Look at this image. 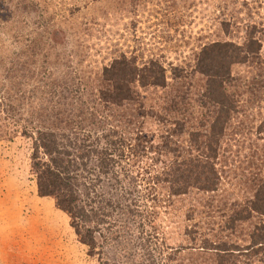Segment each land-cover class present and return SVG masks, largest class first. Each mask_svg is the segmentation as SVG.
Segmentation results:
<instances>
[{
	"label": "rangeland",
	"instance_id": "374dc122",
	"mask_svg": "<svg viewBox=\"0 0 264 264\" xmlns=\"http://www.w3.org/2000/svg\"><path fill=\"white\" fill-rule=\"evenodd\" d=\"M21 3H29V8L23 10ZM3 7L6 22L1 36L13 41L40 38V45L44 41L47 45L43 51L48 49L53 55L50 64L37 61L31 67L34 78L30 83L25 77L20 82V89L32 91V99L44 107L52 103H45L47 93L34 90L37 85L49 91L80 84L81 89L93 91L103 68L125 57L139 68L153 62L165 69L168 86L140 87L139 91L145 108L158 109L181 82L172 78L173 72L178 73L174 69L178 67L181 73L184 68L182 73L190 75L186 70L195 68L204 45L214 41L241 45L253 32L260 52L256 61L232 66L237 84L244 87L246 82L254 94L237 97L244 115L236 114L219 138L211 160L220 177L214 190L189 186L186 193L174 195L162 181L163 175L160 178L170 168L183 167L184 175H191L188 158L197 154L189 144L194 130L197 132L194 126L199 114H192L190 124L170 136L173 152L164 155L152 147L160 144L159 135L167 127L147 119V129L159 133L152 137L153 146L139 151L135 165L132 159L121 163L130 180L127 193L121 194L129 198L128 204L138 203L143 231L130 232L121 244L101 247L105 253L102 259L87 253L54 200L38 194L30 170L33 140L21 134L23 127L29 128L24 118L31 116L29 121H33L35 117L25 108L30 100L15 95L4 98V90H0V264H230L220 262L217 253L228 254L225 259H234L235 264H264V243L251 246L245 234L252 228L250 224H264V215H256L249 224L232 223L230 208L234 200L251 199L253 189L264 183V0H14ZM15 50L0 54L2 83V67L11 68L16 62L12 58ZM45 66L47 73H52L50 78L40 74ZM186 81L192 89L203 84L198 74ZM101 108L96 113L100 114ZM105 114L100 116L105 118L101 121L104 126L119 123L112 112ZM185 186L181 182L178 189ZM190 229L196 232L191 234Z\"/></svg>",
	"mask_w": 264,
	"mask_h": 264
},
{
	"label": "trees",
	"instance_id": "16d2710c",
	"mask_svg": "<svg viewBox=\"0 0 264 264\" xmlns=\"http://www.w3.org/2000/svg\"><path fill=\"white\" fill-rule=\"evenodd\" d=\"M13 2L0 0V29L6 22L3 20V6ZM21 7L25 10L29 8V3H21ZM252 33L241 45L232 41H214L201 48L195 68L186 70L202 77L203 84L199 89H192L194 86L186 81L191 74L182 73L184 68L180 73L176 67L174 70L178 73L173 72L172 78L181 82L174 88L173 96L171 94L165 99L164 106L158 109L145 108L139 91L140 87L168 86L165 69L153 62L139 68L125 57L114 59L103 68L101 81L93 91L81 89L80 84L76 87L72 85V88L61 85L59 89L51 88L49 91L37 85L34 90L47 93L45 103H52L50 106H40L32 99V91L20 89V82L25 77L30 83V78H34V72H30V69L37 61L42 65L51 63L52 53L48 49L43 51V45L47 47L46 42L40 45V38L31 37L13 41V38L0 35V54L13 47L19 50L13 51L12 58L16 62L11 64V68L2 67L5 81L0 82V90H4V98L12 95L27 97L30 102L25 108L35 115L33 121H29L32 120L31 116L29 120L27 116L24 118L29 128L23 127L21 134L33 140L30 170L36 179L37 192L40 196L51 197L56 207L68 216L76 238L87 247L90 256L98 255L102 259L105 253L101 247L111 243L121 244V241L128 240L130 232L143 231L144 219L138 211V203L130 199L132 202L128 204L129 198L121 194L127 193L126 187L130 182L129 174L121 163L132 159L131 164L135 165L140 158L139 151L153 146L152 137L159 133L147 129L145 123L148 118L167 127L159 135L160 144L152 147L156 153L164 155L173 152L170 136L185 129L184 126L190 124L192 114H199L194 126L197 132L195 129L194 138L189 144L197 154L193 159L188 158L191 175H184L183 167L180 170L168 166L170 170L162 172L160 178L163 175L162 181L174 195L186 193L189 186L202 191L215 189L220 177L214 171L211 160L215 158L219 138L236 114L244 115L236 104L237 97L244 93L254 94V88L245 82L244 89L232 76L233 64L252 63L259 57L260 42ZM48 69L46 66L41 69L42 78L51 77ZM12 100H9L10 104ZM189 100L196 105H191ZM101 106L100 114L96 113ZM21 108L24 110V107ZM105 112V115L112 112L119 123L104 126L101 121H105V118L100 116ZM154 177L157 178L156 175ZM181 182L186 185L184 189H178ZM230 208L234 214L232 223L249 224L256 215H264V183L253 189L251 199L234 200ZM132 218L135 220L133 226L130 225ZM250 225L252 228L245 233L250 238V245L264 243V224ZM195 230L190 229L189 232L192 234ZM189 240L194 242L193 237ZM256 248L259 251L258 246ZM261 249L264 250V247ZM226 255L217 253L216 257L220 262L235 264L234 259L227 261Z\"/></svg>",
	"mask_w": 264,
	"mask_h": 264
}]
</instances>
